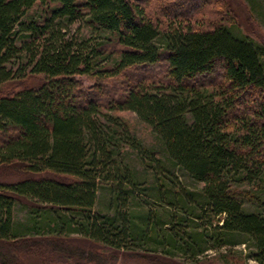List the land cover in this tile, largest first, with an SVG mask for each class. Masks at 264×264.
<instances>
[{"label":"trees","instance_id":"16d2710c","mask_svg":"<svg viewBox=\"0 0 264 264\" xmlns=\"http://www.w3.org/2000/svg\"><path fill=\"white\" fill-rule=\"evenodd\" d=\"M239 28L228 0H0V168L22 175L0 182V264H117L61 249L72 234L192 261L248 240L264 264V45Z\"/></svg>","mask_w":264,"mask_h":264},{"label":"rangeland","instance_id":"374dc122","mask_svg":"<svg viewBox=\"0 0 264 264\" xmlns=\"http://www.w3.org/2000/svg\"><path fill=\"white\" fill-rule=\"evenodd\" d=\"M228 2L237 15L241 33L248 34L257 40L258 43H262L264 45V0H228ZM67 37L72 38L74 41L79 43L83 40V38L85 39L89 37V39H91L92 36L89 30L86 29L82 23L75 22L73 24H69ZM144 72L145 71H141L140 73L137 70L131 71V80L135 81L139 73L141 75L146 74ZM147 75H149V73ZM152 75L153 74L149 76ZM95 97L99 99L101 95L96 93ZM104 97L108 98V95H105ZM104 97H102V99H105ZM121 115L126 120H128L135 137L140 139L144 145H152L154 147L157 146V142L152 133L134 113L123 112ZM17 170L18 169H15L13 166H7L3 168L1 167L0 182L17 181L20 177H22L21 174L17 173ZM178 177L184 185L194 189L200 188V184L191 181L186 175L180 174ZM97 199L98 201L95 204L96 209L103 207L104 202H106V193L99 190ZM248 207L253 209V206H250L249 204ZM13 213L15 223L17 222L23 224L26 222L27 208L25 206L19 203L15 204ZM71 237L74 240L62 242L61 249L69 247L70 249L75 250L76 253H83L85 257L95 256L105 262H115L117 264H222L221 260L217 259L218 255L229 250L244 256L247 264H260L255 259L253 254L254 247L248 240H245V242H239L233 245L221 247L219 249H207L203 253H200L196 256L195 259L197 261H192L182 258L179 255H174L172 259H168L167 257L159 255L160 253L153 255L150 251L146 253L113 251L106 247H100L91 241L83 240L78 234H72ZM16 249H18L19 253V255L16 256V264H40L35 253L21 251V248ZM39 250L42 255H50L53 257L65 255L62 251L60 253L55 252L50 246L45 245L38 247V251ZM75 257L78 256L75 255ZM61 258L62 257H60V259ZM70 258H73V256Z\"/></svg>","mask_w":264,"mask_h":264}]
</instances>
